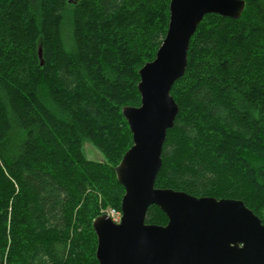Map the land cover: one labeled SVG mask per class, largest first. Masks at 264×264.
<instances>
[{"label":"trees","instance_id":"16d2710c","mask_svg":"<svg viewBox=\"0 0 264 264\" xmlns=\"http://www.w3.org/2000/svg\"><path fill=\"white\" fill-rule=\"evenodd\" d=\"M244 1L191 38L156 187L240 199L264 220V0ZM170 2L0 0V264H99L92 223L121 211L115 167L133 145L122 109L141 103ZM167 221L149 208L146 223Z\"/></svg>","mask_w":264,"mask_h":264},{"label":"water","instance_id":"95a60500","mask_svg":"<svg viewBox=\"0 0 264 264\" xmlns=\"http://www.w3.org/2000/svg\"><path fill=\"white\" fill-rule=\"evenodd\" d=\"M244 7V0H171L166 36L139 70L141 103L122 109L133 145L115 167L125 190L120 221L103 213L92 223L99 264H264V220L243 200L156 187L179 112L171 89L188 66L191 38L207 14L237 19ZM152 205L166 224L146 223Z\"/></svg>","mask_w":264,"mask_h":264},{"label":"rangeland","instance_id":"374dc122","mask_svg":"<svg viewBox=\"0 0 264 264\" xmlns=\"http://www.w3.org/2000/svg\"><path fill=\"white\" fill-rule=\"evenodd\" d=\"M83 151H84L86 158L89 160L96 161V162L104 161V155L89 141L84 142ZM114 211L116 212L119 210H117L116 208H113V207H109L107 209L102 210L103 213H106L109 216ZM120 213H121V211H120Z\"/></svg>","mask_w":264,"mask_h":264},{"label":"built area","instance_id":"2783aa9c","mask_svg":"<svg viewBox=\"0 0 264 264\" xmlns=\"http://www.w3.org/2000/svg\"><path fill=\"white\" fill-rule=\"evenodd\" d=\"M111 218L115 221V222H119L120 218H121V213L120 211H114L110 214Z\"/></svg>","mask_w":264,"mask_h":264}]
</instances>
